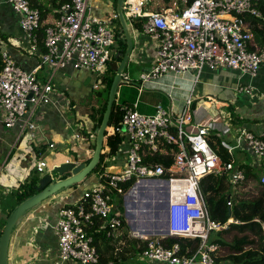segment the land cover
<instances>
[{"label":"built area","instance_id":"1","mask_svg":"<svg viewBox=\"0 0 264 264\" xmlns=\"http://www.w3.org/2000/svg\"><path fill=\"white\" fill-rule=\"evenodd\" d=\"M182 1L181 7L174 10L146 12L142 9V0H124L126 19H139L143 35L156 46L153 66L148 74L141 76L142 81L190 72L197 82L203 71L218 69L231 70L253 80L264 67V27L260 31L262 43L257 45L255 34L244 28L243 17L248 15L264 21L263 14L254 5L261 2L264 8V0ZM7 3L19 17L29 51H37L36 31L41 29L38 9L32 8L28 0H7ZM60 12L54 24L43 28L45 51L35 70H23L1 51L0 121L7 128H12L38 106L52 103L51 79L41 84L35 75L41 66L53 72L72 66L99 77L115 55L113 50L120 46L114 30L92 16L88 0H69ZM248 89L240 88V91L249 93ZM185 99L178 115L161 104L151 115L139 113L130 106L123 107L120 128L116 131L123 136L124 164L118 167L117 174L105 171L99 174L97 184L85 189L78 202L59 208L53 225L58 256L50 264H98L99 254L88 229L94 225L95 218L105 220L106 237L110 238L121 225L113 214L115 206L109 188L116 189L123 199L136 202L141 187L150 183L164 185L157 193L166 201L165 228H158L150 235L141 232L149 237H139L131 231L132 238L145 242L141 257L161 264H214L218 247L207 243L209 234L236 221L212 220L199 182L207 175L228 173L230 183L235 186L243 183L245 177L241 170H234L232 163L221 162L207 140L209 120L195 121L192 94ZM236 142L244 144L261 166L258 180L264 185V132L255 135L241 129ZM35 167L42 173L47 164L38 160ZM129 181L132 185L123 193L118 185ZM230 205L228 198L227 206L230 208ZM125 212H128L127 206ZM172 237L198 239V249L190 256L179 255L178 244H165Z\"/></svg>","mask_w":264,"mask_h":264},{"label":"crops","instance_id":"2","mask_svg":"<svg viewBox=\"0 0 264 264\" xmlns=\"http://www.w3.org/2000/svg\"><path fill=\"white\" fill-rule=\"evenodd\" d=\"M28 1L38 9L41 17V28H44L56 22L61 13V7L68 0ZM142 1L144 2L142 9L146 12L174 10L177 6L181 7L183 2L182 0ZM88 5L92 16L101 19L109 29L117 32L115 21L116 19L118 21L117 0H88ZM254 5L261 13L264 11L261 2ZM243 20L244 28L254 34L256 32L258 34L264 27V21L261 19L247 15L243 17ZM126 22L132 36L133 49L123 72V78L126 81H123L121 91L119 92V87L117 90L118 103L125 101L124 99L121 100L123 87H129L131 96L129 101L126 99L128 101H125L126 106L146 115L153 114L157 105L160 104L166 110L173 111L174 102L171 96L179 91L174 88L173 81L177 82L179 79L177 80L172 74H168L152 81L146 89L143 88L142 84L146 82L142 81L141 76L150 72L155 58L156 46L143 35L141 30L135 29L131 20L126 19ZM256 34L254 42L258 45L260 37L259 34L258 36ZM118 39L120 43L124 41L123 35ZM28 46L27 38L19 25L18 15L7 3V0H0V49L16 65L27 72H31L40 65V52L39 50L30 52ZM113 51L118 57L119 47ZM106 70L107 68L101 75ZM35 75L41 84L51 79L52 103L38 106L28 112L12 128L5 127L0 121V234L9 213L17 206V195L21 193L22 186H30L33 177L38 176L40 178L46 175L50 168L52 169V167L66 161L87 164L86 162L91 159L94 151L92 145L95 144V124L94 117L92 118L91 115L96 116L99 104L98 100L93 97L96 92L93 90H97V88L94 89V86H98L100 76L85 70L74 69L72 66L56 72L47 66H41L40 69L36 70ZM139 81L143 83L141 84ZM192 87L186 92V97L192 94V99L194 98L193 110L195 117L199 120L197 122L209 120L207 123L209 132H218L217 134L222 138V143L230 154L234 155L235 152H239L238 159L243 160L241 155L247 151L246 147L244 144L238 145L236 142L240 130L244 129L255 135L264 132V67L251 81L249 78H242L238 73L227 69L203 71ZM240 88H249L248 91L250 92L247 93L244 90L241 92ZM221 96L224 99L215 100L216 97ZM215 102L219 106L227 102L233 103L234 108L227 113L218 111L213 108ZM208 107H212L213 110ZM204 110H208V113H203ZM232 115L236 116L235 121L231 120ZM214 119L216 121H213ZM30 125L32 127H29ZM82 130L86 132V135L80 133ZM59 143H64L66 146L63 153L56 147ZM50 144H53L54 147L51 148ZM103 148H105L103 153H107L105 141ZM123 149L124 145H120L116 156L112 158L108 167H121ZM38 160L45 161L47 164L42 173L35 172ZM249 165L254 172L257 165L256 160L253 158ZM97 177V175L91 176L90 174L82 189H79L82 183L76 189L77 191L75 189L70 190V188L64 189L29 211L12 232L8 250V264H50L56 260L58 248L53 234V225L58 218V210L63 205L78 202L82 191L97 184ZM124 221L131 231L135 230L125 218V213ZM143 223L145 226L139 227L140 231L151 230L152 223L149 220ZM130 233L129 237L132 238ZM118 236L119 234L116 232L109 239H101L94 245L99 256L108 258L111 254L116 255L120 249L124 250V244L120 238L118 239ZM128 249L129 245L126 246L127 251ZM128 252L124 253L126 259H123L120 264L123 261L127 264L129 262L133 264H161L147 261L141 257V254L130 257V252ZM106 264L114 263L108 261Z\"/></svg>","mask_w":264,"mask_h":264},{"label":"trees","instance_id":"3","mask_svg":"<svg viewBox=\"0 0 264 264\" xmlns=\"http://www.w3.org/2000/svg\"><path fill=\"white\" fill-rule=\"evenodd\" d=\"M32 8L35 7L32 6ZM262 13L264 14V11H262ZM115 21L117 23L116 28L118 29L117 32L115 31V35L117 37H121L122 32H120L119 23L117 19ZM132 22L135 29L140 31V20L135 19L132 20ZM258 34L260 37L259 44H261L262 40L260 32H258ZM258 34H256V36H258ZM36 35L38 37L37 50H39L41 55L45 51L43 46V28L36 31ZM125 49L126 44L124 41H122L119 46V53L123 54L125 52ZM121 59L122 56L116 57L115 55L111 58V60L106 64V72L102 76H100V81L98 82L97 90H94V92H96L93 97L99 102L97 106L96 116L91 115L92 118L94 117L93 121L95 124V133L100 125L103 113L105 111L108 92L113 77L115 75L118 63L121 61ZM2 68L3 62L1 58L0 49V71L2 70ZM126 104L127 103L125 101H121L120 103H118L116 95V99L112 105L108 127L104 137L105 145L108 149V152L103 153L105 148L102 149L99 162L94 168V170L91 172V174L93 175L98 176L99 174H102L105 169L110 165V161H112V158L116 156L120 145L122 146L121 143L123 141V136L120 132L116 131V129L120 128V121L124 113L123 107L126 106ZM235 118L236 116L232 115L231 120L235 121ZM109 129H113V132H109ZM80 133L86 135V132L84 130H82V132ZM207 140L211 149L219 156L223 164L232 163L234 170H241L245 177V181L243 183L237 184L235 186H232L229 182L227 190L232 188L233 195H230V193L225 194L224 190L217 191L220 194H224L221 199L225 200V207L222 210V214L219 216V218L214 213L210 214V217L212 218V220H215L219 223H223L224 220L227 218H232L234 219V221H236V223H230L225 229L213 231L209 234L207 243L216 245L218 247V254L215 258L214 264H264V185L259 183L258 174L252 171L248 163H238V160L233 157V155L230 154L228 149L223 145L222 138L219 135L213 132H209ZM92 148L94 150L95 144L92 145ZM124 160L125 157L123 155V162L121 166H123ZM168 163L169 161H165V164ZM69 176L70 174H66L65 176H63V179H66ZM221 177V179H225L224 177L228 178V173H224L223 176L221 175ZM39 179L40 178H38V176H35L31 179L30 186L21 187V193H18L17 195V205L36 193L34 190V186L37 184ZM222 184L223 181L220 180V188ZM131 185L132 181H129L126 183L119 184L118 187L119 189H122L123 193H126L130 189ZM109 192L111 196V202L115 206L113 214L118 217L121 221V225L119 227V230H117V234H119L118 239L120 238L122 240V243L124 244H122L124 250L118 251L116 255L111 254L108 258H103L100 255L98 264H106L108 261H112L114 264H120L123 259H126L124 257V253L129 251L130 257H135L136 255L141 254L145 247V242L143 240L132 239L129 237V233L126 228L127 226L123 218V195L117 194V190L114 188H109ZM228 198L230 199L231 203L229 217V207L227 206ZM94 221V225L88 229V232L91 233V236L94 240V245H96L98 241L106 238L105 230H107V225L105 226V220L99 218H95ZM165 244L166 246L178 244L180 247L179 255L190 256L194 254L198 249L199 240L172 237L168 238ZM127 245H129L128 251L126 250Z\"/></svg>","mask_w":264,"mask_h":264},{"label":"water","instance_id":"4","mask_svg":"<svg viewBox=\"0 0 264 264\" xmlns=\"http://www.w3.org/2000/svg\"><path fill=\"white\" fill-rule=\"evenodd\" d=\"M123 2L124 0H117L116 14L121 27L123 39L126 44V49L123 54L117 53L118 56H122L121 61L118 63L115 75L113 77L106 103V108L103 113L100 125L95 133V148L90 161L87 164H76L74 162L66 161L60 165L52 167L46 175L40 177L37 184L34 186L35 194L31 197L23 200L19 203L8 215L2 233L0 234V264H8V250L12 232L19 223V221L27 215L29 211L39 206L44 201L53 197L57 193L64 189L72 188L82 182H85L86 178L91 174L94 168L97 166L102 149L104 146L105 132L108 127V122L112 110V105L116 99L118 87L123 83V72L129 59L132 49L133 41L130 34L126 18L123 14ZM94 91V90H93ZM57 149L63 153L66 149L64 143L56 145ZM106 173L117 174L120 172V168L107 167ZM65 174H70L66 179H61ZM125 216H129L134 219V215L125 212ZM230 216V209H228V217ZM151 230H142L141 232L148 234L157 232L158 228L151 225ZM140 226H138L139 228ZM135 228V227H134ZM133 228V229H134Z\"/></svg>","mask_w":264,"mask_h":264},{"label":"rangeland","instance_id":"5","mask_svg":"<svg viewBox=\"0 0 264 264\" xmlns=\"http://www.w3.org/2000/svg\"><path fill=\"white\" fill-rule=\"evenodd\" d=\"M175 78H177V80L178 79L180 80V81L178 80L177 82L173 81V83L175 85L174 88L177 89V90H179V91L176 92V93H173V95L171 96V99L174 102L173 113H174V115H178L183 110L184 103H185V100H186L185 99L186 98V92L188 91V89L193 88L192 85L194 84V77H193V75L191 73L186 72L182 77L181 76H177ZM135 79L138 80L137 77H135ZM158 79H160V78H158ZM158 79L151 80V81H145L146 83H143L141 81H139V82L141 84L143 83L142 86H143L144 89H146L147 86L150 83H152V81H156ZM121 88H122V84L119 86V92L121 91ZM128 88L129 87H123V89H122V97H121V100L124 99L126 102H128L130 100V96H131V92L129 91ZM124 94H125V96H124ZM118 97H119V93H118ZM221 97H219V98L216 97L215 100L216 101H219L221 99H224L223 97L222 98ZM193 100H194V98H193ZM168 104H169V101H168ZM217 104L218 103L215 102L213 108L215 110L222 111V112H225V113L231 112L233 110V108H234L233 103H230L229 104L227 102L226 104H223L222 106H219ZM208 108L211 109V110H213L212 107H208ZM203 113L207 114L208 113V110H204ZM194 119H195V121H199L198 118H196V117ZM215 133L217 134L218 132H215ZM217 135H219V134H217ZM238 154H239V152H235L234 155H233V157H235L238 160V163H241V162L244 161V162L250 164L253 161V156L249 152H247V151L243 152L242 155H241L243 160H239L238 159ZM261 170L262 169H261V166L259 164H257L255 166V168H254V172L255 173H261L260 172ZM92 175L93 174H91V176ZM221 175L223 176V174H219V175H215V174L207 175L206 177H204L199 182L200 191L202 193V196H203V199L205 201L206 207H207V209L209 211V214H213L214 213L215 215H217L218 218L222 214V210L225 207L224 206L225 200L224 199H221V197L224 194H220L217 191L224 190L225 191V194L230 193V195H233V189L232 188L227 190L228 185H229V182H230L229 181V174H228V178L227 177H224L225 179H221L222 178ZM220 180L223 181V184H222L221 188L219 186ZM79 185H81V184L76 185V188H70V190L71 189H75L76 190L78 187H80ZM84 186H85V182L82 183V185H81V187L79 189H82V187H84ZM156 194L157 195L155 196L156 197L155 199H154V196H152L151 198L148 199L147 204L144 207H138L137 208L140 212L137 213V211H138L137 210L135 212L136 215H135V213H132L131 212V210L133 209L132 207H131L132 209L130 208V210L127 207V210L132 215H134V219L130 218L129 216H126L125 217V218H127V220L129 221L130 224H131V220H133V221H143V222L146 221V220H149L150 222H152V225L154 227H156V228H165V206H164V202H163V199L159 196V194L158 193H156ZM124 201L127 202V204H124ZM134 202L131 201V198L123 199V209H124V211H125V207L126 206H128V205L131 206ZM143 222H139L138 225L135 223V226H134V224H132V226L133 227H136L137 226L135 229H138V226L144 227L145 224ZM126 225H127L126 228L128 230V233H130L131 230H130V228H129V226H128L127 223H126ZM116 232L117 231H115L114 233H116ZM146 237H149V236H146ZM120 250H122V249H120ZM122 264H127V263H125V261H123ZM128 264H133V263L129 262Z\"/></svg>","mask_w":264,"mask_h":264},{"label":"bare ground","instance_id":"6","mask_svg":"<svg viewBox=\"0 0 264 264\" xmlns=\"http://www.w3.org/2000/svg\"><path fill=\"white\" fill-rule=\"evenodd\" d=\"M164 188V185H162V184H158V183H150L149 185H147V186H143V187H141V189L139 190V192H138V194H137V196H136V202H134L133 203V205L132 206H127L128 207V209L130 210V208L131 207H135V209H132L131 210V212L132 213H135L138 209V207H144L146 204H147V201H148V199L149 198H151L152 196H154V199L156 198L155 196L157 195L156 193H157V191L159 190V191H162L161 189H163ZM146 192V193H145ZM139 193H142V197L140 196L139 197V199H138V196H139ZM144 193V194H143ZM148 196V197H147ZM141 198V199H140ZM163 202H164V206L166 205L165 204V200L163 199ZM129 212V211H128ZM138 212H140L139 210L137 211V213ZM136 214V213H135ZM134 222H136V224L138 225V223L139 222H143V221H133L132 220V223H131V225L132 224H134ZM134 226H135V224H134ZM137 227V226H136ZM134 228V227H133ZM135 229V228H134ZM134 233L137 235V236H139V237H143V235H141V232H140V230L138 229V230H134ZM145 237V236H144Z\"/></svg>","mask_w":264,"mask_h":264},{"label":"clouds","instance_id":"7","mask_svg":"<svg viewBox=\"0 0 264 264\" xmlns=\"http://www.w3.org/2000/svg\"><path fill=\"white\" fill-rule=\"evenodd\" d=\"M142 197V196H141ZM141 199V198H140ZM230 209V208H229ZM124 213H125V211H124ZM123 218H124V214H123ZM234 220V219H233ZM145 222V221H144ZM136 228V227H135ZM141 232V231H140Z\"/></svg>","mask_w":264,"mask_h":264}]
</instances>
